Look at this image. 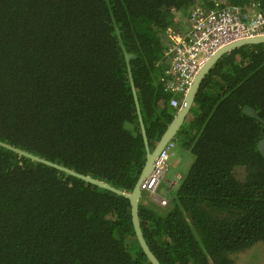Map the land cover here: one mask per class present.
I'll return each mask as SVG.
<instances>
[{"label": "trees", "instance_id": "obj_1", "mask_svg": "<svg viewBox=\"0 0 264 264\" xmlns=\"http://www.w3.org/2000/svg\"><path fill=\"white\" fill-rule=\"evenodd\" d=\"M253 2L264 9V0H0V141L130 192L146 150L124 53L134 54L152 148L176 113L163 85L167 27L184 28L198 6ZM245 105L264 119V42L226 52L204 76L173 138L179 149L184 136L192 163L167 206L141 196L142 233L162 264H237L236 253L264 246V123ZM0 264L151 262L127 198L0 145Z\"/></svg>", "mask_w": 264, "mask_h": 264}, {"label": "built area", "instance_id": "obj_2", "mask_svg": "<svg viewBox=\"0 0 264 264\" xmlns=\"http://www.w3.org/2000/svg\"><path fill=\"white\" fill-rule=\"evenodd\" d=\"M215 6H217L215 4ZM191 11L188 25L184 28L167 27L165 57L169 63L164 68V88L173 94L185 93L197 71L207 58L220 47L243 38L264 35V11L253 13L235 6L207 8L198 6ZM170 104L178 106L179 100L172 97ZM174 143L168 142L154 159L151 174L141 184L159 205L165 206L168 200L158 194L161 182L165 180L168 159L174 151ZM180 174L176 181L182 179ZM169 185V188L175 187Z\"/></svg>", "mask_w": 264, "mask_h": 264}, {"label": "water", "instance_id": "obj_3", "mask_svg": "<svg viewBox=\"0 0 264 264\" xmlns=\"http://www.w3.org/2000/svg\"><path fill=\"white\" fill-rule=\"evenodd\" d=\"M264 42V35H257V36H251L247 38H243L240 40H235L232 41L216 51H214L205 61V63L202 65V67L197 71L195 74L193 81L190 85V87L187 89L182 102L177 109L176 114L174 115L173 119L171 122L168 124L164 132L162 133L161 137L159 140L156 142L154 147L151 149L149 147V143L147 140L146 136V131H145V126L142 121V115H141V110L139 106V101H138V95H137V90L134 82V78L130 69L129 61L130 59L134 56L132 53H127L125 52V61L127 64V72H128V77H129V82H130V87H131V92L133 95L134 103L136 106V111L138 114V120H139V125H140V131L142 134V139L143 143L145 146V163L141 169V172L139 174V177L133 187V189L130 192H125L124 190H120L119 188H116L102 180L96 179L94 177L85 175L83 173L77 172L71 168L65 167L63 165H60L56 162L50 161L48 159L39 157L37 155H34L32 153H29L27 151L21 150L19 148H16L14 146H11L5 142L0 141V145L5 146L7 148H10L12 150H15L16 152L25 155L29 158H32L36 161L48 164L50 166H53L55 168H58L66 173H69L73 176H76L78 178L84 179L88 182H91L93 184H96L100 187L109 189L111 191H114L118 194L123 195L125 198L129 200L130 204V214H131V221L133 224L134 232L136 235V238L138 240V243L143 251V253L146 255L147 259L151 262V264H162L158 258L155 256V254L151 251L150 247L148 246L143 233L142 229L140 226V219L138 215V208H139V201L142 196V190H141V184L143 181L151 174L153 168H154V159L157 156V154L160 152V150L164 147V145L173 139L177 133L181 130V126L184 123L185 117L189 114V111L191 110L197 91L199 89V86L204 78V76L208 73L210 68L214 65V63L220 58L223 54L226 52L240 46L244 45H251V44H258ZM243 113L246 114L247 116L253 117L260 122L264 123V119L261 118L255 111V109L249 105H245L243 107ZM257 150L264 155V137L259 139L257 144H256Z\"/></svg>", "mask_w": 264, "mask_h": 264}, {"label": "rangeland", "instance_id": "obj_4", "mask_svg": "<svg viewBox=\"0 0 264 264\" xmlns=\"http://www.w3.org/2000/svg\"><path fill=\"white\" fill-rule=\"evenodd\" d=\"M221 1L224 2V0H221ZM182 138H184V136L179 135V141H180V143L178 144L179 156H184V154H185L184 152L189 154L188 148L184 147L182 145V141H183ZM176 150L177 149H175V154H176ZM170 159H169V164L171 162L170 166H172L177 159H172V161ZM191 163H192V161L191 162L188 161V163L184 164V166H181L180 170L182 171L181 172L182 177H183L185 169L189 168ZM235 173L239 178L242 177V175H243L242 174V168L241 169L237 168L235 170ZM171 182H172V180L169 181V184L174 185V182L173 183H171ZM173 191L174 190H168V187L163 185V182H162L157 193L158 194H164L168 198H170L173 195ZM143 194L146 195V192L143 191ZM146 196H148V195H146ZM148 198H150V196H148ZM142 201H143V203L146 202L145 199H143ZM234 257H235L237 264H264V246H262L261 244H256L247 250L240 251V252L236 253Z\"/></svg>", "mask_w": 264, "mask_h": 264}, {"label": "crops", "instance_id": "obj_5", "mask_svg": "<svg viewBox=\"0 0 264 264\" xmlns=\"http://www.w3.org/2000/svg\"><path fill=\"white\" fill-rule=\"evenodd\" d=\"M184 23H185V26H187L188 25V20L184 19ZM181 25H182V23H181ZM181 25L179 23L178 24V26H179L178 28H183V27H181ZM168 63H169V61L167 59V61L165 63V66L168 65ZM170 158L169 159L171 161H172V159H177V160L175 161V163L172 166H170L171 165V162H170V164L168 162V170H167V172L165 174V178H164L165 180L162 181V182L166 181V182H168V184H169V181H171V180H173V182H174V178H177L178 177L176 175H180L181 174V172H182L180 170L181 166H184V164L188 163V161L189 162L192 161V155L190 153L189 154H186V152H185L184 156H179L178 149H177L176 150V154H175V150H174L173 151V154L170 155ZM174 184H175V182H174ZM168 187H169V185H168ZM175 188H176V186H175ZM161 195L167 197L164 194H161Z\"/></svg>", "mask_w": 264, "mask_h": 264}, {"label": "clouds", "instance_id": "obj_6", "mask_svg": "<svg viewBox=\"0 0 264 264\" xmlns=\"http://www.w3.org/2000/svg\"><path fill=\"white\" fill-rule=\"evenodd\" d=\"M223 3L224 2H222V1H220V2H218V0H215V3L214 4H216V5H223ZM257 6H259V4H258V2L257 3H251L250 4V6H247V7H244V8H241L243 11H246V12H248V13H253V12H255V11H258V10H261V11H264V9H259V8H257ZM238 7V6H237ZM240 8V7H239ZM167 66V65H166ZM186 93V92H185ZM185 93L183 94L182 92L181 93H179V94H173L172 93V96H171V98L172 97H176V98H178V100H179V104H178V106H176V107H173L171 104H170V100H171V98H170V100H169V104H170V106L172 107V108H175L176 109V112H177V109L179 108V106H180V104H181V102H182V99H183V97H184V95H185ZM192 109V108H191ZM190 112V111H189ZM176 114V113H175ZM168 142H173L174 143V145L176 144L174 141H173V139H171L170 141H168ZM167 142V143H168ZM166 143V144H167ZM156 144V143H155ZM154 144V145H155ZM165 144V145H166ZM164 145V146H165ZM154 147V146H153ZM152 147V148H153ZM151 148V149H152ZM174 150H175V147H174ZM161 151V150H160ZM158 155V154H157ZM168 162H169V159H168ZM168 170V169H167ZM183 179V178H182ZM181 179V180H182ZM180 180V181H181ZM162 183V182H161ZM170 185V184H169ZM160 188V187H159ZM175 187H172V188H169L168 187V189L169 190H172V189H174ZM142 190V189H141ZM144 192H146V191H144ZM142 195H143V190H142ZM146 195H148V196H150V198L149 199H151L153 202H155L153 199H152V196L148 193V192H146ZM161 195V194H160ZM148 196H146L147 198H148ZM161 196H163V195H161ZM164 198H166L167 200L169 199L168 197H165V196H163ZM146 200V202H148V200L147 199H145ZM145 202V203H146ZM161 206V205H160ZM165 206H167V205H165ZM164 206V207H165ZM163 207V206H162Z\"/></svg>", "mask_w": 264, "mask_h": 264}, {"label": "bare ground", "instance_id": "obj_7", "mask_svg": "<svg viewBox=\"0 0 264 264\" xmlns=\"http://www.w3.org/2000/svg\"><path fill=\"white\" fill-rule=\"evenodd\" d=\"M174 182L176 184V188L180 185V181H176L175 178H174Z\"/></svg>", "mask_w": 264, "mask_h": 264}, {"label": "flooded vegetation", "instance_id": "obj_8", "mask_svg": "<svg viewBox=\"0 0 264 264\" xmlns=\"http://www.w3.org/2000/svg\"><path fill=\"white\" fill-rule=\"evenodd\" d=\"M163 85H164V83H163ZM176 176H179V175H176ZM171 183H173V180H172V182Z\"/></svg>", "mask_w": 264, "mask_h": 264}]
</instances>
